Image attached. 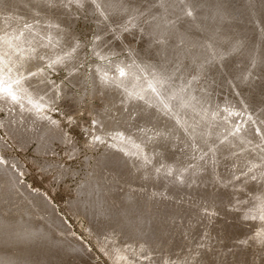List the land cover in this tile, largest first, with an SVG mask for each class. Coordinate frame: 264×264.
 <instances>
[{
	"label": "rangeland",
	"instance_id": "rangeland-1",
	"mask_svg": "<svg viewBox=\"0 0 264 264\" xmlns=\"http://www.w3.org/2000/svg\"><path fill=\"white\" fill-rule=\"evenodd\" d=\"M26 40L0 264H264V0H0L6 63Z\"/></svg>",
	"mask_w": 264,
	"mask_h": 264
},
{
	"label": "bare ground",
	"instance_id": "bare-ground-1",
	"mask_svg": "<svg viewBox=\"0 0 264 264\" xmlns=\"http://www.w3.org/2000/svg\"><path fill=\"white\" fill-rule=\"evenodd\" d=\"M29 39V38H28ZM30 40V39H29ZM29 40H26V42H25V50L22 52L21 51V54L20 55H22L23 57H21L17 62H13V64H9V63H6L7 62V60H6V56L4 55V53H2V55H0V61L1 62H3V65L4 66H0V70H1V73H0V76H4L5 77V79H3V80H1L0 82V91L2 92V95L3 96H5L6 98H7V100H9V103H6V105H9V106H12V108H13V111H14V114H19V112H21V110H22V112H24V110H32L34 113H36L37 114V112L36 111H39L41 108H43L44 106H46V100H45V98H42V96L40 95V94H38L37 95V93H35V92H31L30 90L31 89H28L27 91H26V84H29L30 82H31V80H32V78H29V76H28V74L30 73V71H31V67H32V65H31V61H32V59L34 58H31L30 59V54H28V46L30 45L29 44ZM1 47V46H0ZM18 56H19V54H18ZM11 62V63H12ZM4 63H6V64H4ZM4 67H6L7 69L4 71ZM19 68H22L21 69V71L19 70ZM18 70L20 71L19 73H18ZM9 71H14V75H12V73L11 72H9ZM40 71V70H39ZM37 72V71H36ZM31 74V73H30ZM36 76L38 77V78H40V79H42V75H41V73L39 72V73H37L36 74ZM116 80V79H115ZM114 82V81H113ZM119 83V82H118ZM113 84V83H112ZM31 92V93H30ZM25 93H29V94H27V95H29V96H25V95H23V94H25ZM32 95V96H31ZM31 96V97H30ZM27 97V98H26ZM19 98H22V99H24V100H20ZM4 99V98H3ZM5 100V99H4ZM21 101H23V102H21ZM29 102V103H31V105L30 106H28V105H25L24 104V102ZM54 103V102H53ZM0 104L2 105V104H4L3 102H0ZM49 104V103H48ZM15 105H16V107H15ZM18 106V107H17ZM19 108H21V110L19 109ZM32 113V112H31ZM9 114V113H8ZM30 115V114H29ZM38 116V115H37ZM36 116V117H37ZM34 117V116H33ZM32 118V117H31ZM97 118V117H96ZM41 119V118H40ZM29 121V120H28ZM49 122V121H48ZM4 123V122H3ZM5 123H7V122H5ZM92 124H94V123H92ZM91 124V125H92ZM90 125V126H91ZM9 126V125H8ZM7 126V128H8V130L10 131V127H8ZM95 126V125H94ZM12 127V126H11ZM92 127V126H91ZM44 130H47V131H49L50 130V128H47V129H44ZM14 131V130H13ZM93 131V130H92ZM23 132V131H22ZM95 132V131H94ZM57 134H60V135H62L61 133H56L55 134V137L57 136ZM34 137V136H33ZM61 138L62 139H64L62 136H61ZM98 140V139H97ZM95 142V141H94ZM98 142V141H97ZM92 144H93V142H92ZM110 153V152H109ZM103 158V157H102ZM88 191V190H87ZM85 193V192H84ZM30 195V194H29ZM34 196V195H33ZM37 196V195H36ZM28 197H30V196H28ZM35 197V196H34ZM41 197V196H40ZM36 198V197H35ZM39 200L40 201H42L44 204H46L47 205V208H48V206H49V208L51 209V211H52V213H53V218H56L57 220H58V222H59V220H61L62 221V218H60V217H58V215L55 213V209L53 208V207H51L50 206V204L48 203V202H46L45 200H43L42 198H39ZM38 200V201H39ZM82 200V199H81ZM105 200H103V202H104ZM77 202V201H76ZM108 202V201H107ZM111 203V202H110ZM82 204H83V202H82ZM107 206V205H106ZM89 207H90V204H89ZM88 207V208H89ZM100 207H101V205H100ZM109 207V206H108ZM80 208V207H79ZM102 208V207H101ZM110 208V207H109ZM108 208V209H109ZM49 209V210H50ZM71 209H72V211L73 212H75V209L73 208V207H71ZM82 209V208H81ZM84 209H86V208H84ZM100 209V208H99ZM107 209V210H108ZM111 209V208H110ZM98 210V209H97ZM80 211V210H79ZM78 211V212H79ZM87 211V210H86ZM86 211H85V213H86ZM91 211V210H90ZM89 212V211H88ZM95 212V211H94ZM92 213V215L93 214H96V213ZM102 212H104V211H102ZM108 212V211H107ZM111 212V211H110ZM113 212V211H112ZM51 213V214H52ZM81 213V212H80ZM105 214V213H104ZM109 214H111V213H109ZM103 215V214H102ZM108 215V214H107ZM88 217H89V213H88V215H87ZM110 216V215H109ZM109 216H107V217H109ZM112 216V215H111ZM113 216H115V214L113 215ZM118 216V215H117ZM100 217H101V214H100ZM116 217V216H115ZM114 217V218H115ZM24 218H26V217H24ZM102 218V217H101ZM105 218V217H104ZM28 218H26V220H27ZM55 219V220H56ZM94 220H96V218L94 217L93 218ZM92 219V220H93ZM98 219V218H97ZM106 219V218H105ZM99 220V219H98ZM97 220V221H98ZM33 221V220H32ZM21 222H22V220H21ZM92 222V221H91ZM30 223V222H29ZM28 223V224H29ZM32 224V223H31ZM35 224H37V226H38V223H35ZM91 224V223H90ZM94 224V223H93ZM92 224V225H93ZM97 224V223H96ZM30 225V224H29ZM62 225V224H61ZM33 226V225H32ZM32 226H28V228L29 227H31L29 230L31 231V232H34V231H36L35 230V228H37V227H32ZM55 227V226H54ZM93 227V226H92ZM64 228V227H63ZM94 228V227H93ZM66 229V228H65ZM98 229V228H97ZM91 231V230H90ZM94 231V230H93ZM95 231H96V228H95ZM99 231V230H98ZM58 232V231H57ZM56 232V233H57ZM104 232V231H103ZM29 233V232H28ZM60 233V232H59ZM109 233V232H108ZM124 233V232H123ZM102 234V233H101ZM132 235V234H131ZM31 236V235H30ZM106 236V235H105ZM104 236V237H105ZM126 236V235H125ZM110 237H112V236H110ZM118 237V236H117ZM33 238V237H32ZM130 238V237H129ZM122 239V238H121ZM124 239V238H123ZM113 240V239H112ZM64 242H62V244H63ZM65 244V243H64ZM79 246V245H78ZM116 247H117V249L119 248V247H122V246H119V245H115ZM128 246V245H127ZM126 246V247H127ZM130 246V245H129ZM128 246V247H129ZM68 250H69V248H68ZM72 250V249H71ZM74 251V250H73ZM131 251V250H130ZM72 252V251H71ZM74 253V252H73ZM75 254V253H74ZM112 257H114V258H116V260H117V262H116V264H136L135 262H129V263H124V260L125 259H122V257H120V256H117L116 254H114ZM138 264V263H137ZM143 264V263H142Z\"/></svg>",
	"mask_w": 264,
	"mask_h": 264
}]
</instances>
